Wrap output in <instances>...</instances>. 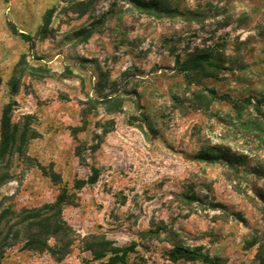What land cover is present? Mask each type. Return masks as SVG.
Instances as JSON below:
<instances>
[{
	"label": "rangeland",
	"instance_id": "obj_1",
	"mask_svg": "<svg viewBox=\"0 0 264 264\" xmlns=\"http://www.w3.org/2000/svg\"><path fill=\"white\" fill-rule=\"evenodd\" d=\"M200 53L210 78L183 71ZM263 99L264 0H0V121L9 104L37 134L0 164V210L66 189L74 233L62 260L17 245L1 264H264Z\"/></svg>",
	"mask_w": 264,
	"mask_h": 264
},
{
	"label": "trees",
	"instance_id": "obj_2",
	"mask_svg": "<svg viewBox=\"0 0 264 264\" xmlns=\"http://www.w3.org/2000/svg\"><path fill=\"white\" fill-rule=\"evenodd\" d=\"M93 0H89L91 4ZM142 8L147 10H157L159 5L156 1L149 4L137 2ZM175 13V12H174ZM50 13H47V25ZM93 32V26L82 29L75 33V36L82 39H88ZM183 71L189 72L191 75L210 78L213 73L220 69L216 64L214 56L207 53L194 54L190 56L183 64ZM13 92L17 91V85H12ZM211 101H224L231 105L232 109L241 111L243 106L250 104V99L243 102L232 100L228 95L219 96L215 90H206ZM264 103V99L262 100ZM36 130L28 124L14 123L11 117L10 105H6L2 111L0 121V164H5L13 156L20 159H26V149L29 140L35 139ZM207 159H223L228 163H232L230 157L224 153L217 151V156H207ZM0 167V185L8 181V176ZM45 171V170H44ZM45 175L51 179L53 183L60 184V176L51 170L45 172ZM97 180L95 174L90 179V184H94ZM72 203L71 196L67 194L66 189H61L54 201L38 208L21 209L17 212L0 210V264L5 251L17 245H22L24 250L37 253H48L55 260H62L71 250L74 242V233L71 227L62 217V210L65 206ZM10 215V216H9ZM110 252V261L112 264H134L128 263L125 255L121 254L118 248L106 250ZM173 261L178 258H190V254L181 248H174L169 252Z\"/></svg>",
	"mask_w": 264,
	"mask_h": 264
}]
</instances>
